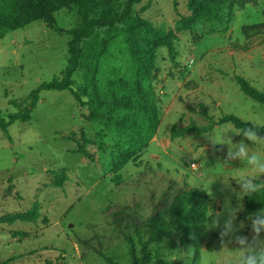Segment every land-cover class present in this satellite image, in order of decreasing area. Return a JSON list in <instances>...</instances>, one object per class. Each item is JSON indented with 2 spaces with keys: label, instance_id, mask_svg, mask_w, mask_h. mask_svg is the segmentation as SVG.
Here are the masks:
<instances>
[{
  "label": "rangeland",
  "instance_id": "obj_1",
  "mask_svg": "<svg viewBox=\"0 0 264 264\" xmlns=\"http://www.w3.org/2000/svg\"><path fill=\"white\" fill-rule=\"evenodd\" d=\"M136 9L155 26L169 29L189 14L186 0H143ZM263 12L264 0H259L257 7L235 9L227 31L202 23L191 33L175 34L173 58L166 49L158 51L152 80L157 133L119 172L111 170L119 137L104 122L87 121V109L69 91H42L30 121L0 130V218L39 210L35 222L0 223V264H141L145 256L150 257L147 264H192L191 243L175 247L166 238L145 247L148 236L142 228L147 218L170 207L175 194L192 188L205 192L212 206L197 264H233L235 245L222 249L212 221L222 213L223 227L229 206L244 208L238 182L257 173L239 159L224 164L228 146L213 142L244 140L264 154V144L252 145L232 124H218L225 115L264 124V106L245 96L235 79L242 76L264 92V35L246 40L243 33L263 22ZM76 24L75 9L64 8L52 27L34 22L0 41V112L5 118L27 108L38 86L61 77ZM122 47L119 42L111 54ZM106 63L103 83L126 75L131 65L128 57L116 61L109 56ZM83 74L80 70L73 77L75 90ZM174 125L187 133L173 139ZM62 172L67 181L57 187L53 175ZM119 216L123 219L117 223ZM244 221L238 234L251 237L250 223Z\"/></svg>",
  "mask_w": 264,
  "mask_h": 264
},
{
  "label": "trees",
  "instance_id": "obj_2",
  "mask_svg": "<svg viewBox=\"0 0 264 264\" xmlns=\"http://www.w3.org/2000/svg\"><path fill=\"white\" fill-rule=\"evenodd\" d=\"M143 0H0V41L8 32L24 29L42 21L49 26L55 23V14L64 8H74L77 24L70 30L68 43L69 59L60 78L43 83L30 96V103L23 111L8 119L0 112V130L7 132L10 125L28 122L42 91H69L75 100L87 109L85 119L89 122H104L108 131L117 135L119 141L111 162L112 172H119L139 152L148 147L155 137L159 125L157 96L152 80L157 67L158 51L166 49L171 58L175 56L176 33L192 32L202 23L223 25L227 31L234 18L235 9L243 10L247 5L257 7L259 0H186L188 15L175 22L174 28L157 27L141 17L137 7ZM264 17V12H263ZM246 40L264 35V20L255 28L243 29ZM121 42L118 54L113 49ZM234 48L247 51V46L231 44ZM116 61L128 57L131 65L117 79L103 83L101 76L107 58ZM83 70L82 86L74 89L73 77ZM240 91L264 106V92L253 86L242 76L235 77ZM232 124L243 136L242 130L254 123L244 122L235 115L223 116L219 123ZM264 135V124L257 125ZM188 129L172 127L174 139L186 134ZM53 184L62 187L67 181L64 172L55 176ZM211 199L198 189H184L175 194L170 207L153 214L142 223L149 244H160L166 238L175 247L191 243L194 248L192 264L199 259V241L202 227L212 218ZM264 209V191L244 196V208L239 219ZM39 210L35 207L24 213L10 214L0 218V223L13 224L17 221L35 222ZM123 216L115 217L119 223ZM11 261V260H10ZM150 257H143L147 264ZM9 262V261H8Z\"/></svg>",
  "mask_w": 264,
  "mask_h": 264
},
{
  "label": "clouds",
  "instance_id": "obj_3",
  "mask_svg": "<svg viewBox=\"0 0 264 264\" xmlns=\"http://www.w3.org/2000/svg\"><path fill=\"white\" fill-rule=\"evenodd\" d=\"M242 135L251 142L252 145L264 144V135L257 130L255 124L242 130ZM227 145V156L224 157V164L239 159L245 166L254 169L256 176L247 177L240 182L242 195H250L264 191V154L257 153L241 140L238 144L233 143V139L228 137L226 142L215 143L213 145ZM222 152V148L219 149ZM243 210V206L238 204L236 207L229 206L226 218L223 219L221 227L222 213H217L212 221L220 231V244L222 249L234 244L231 248L235 260L233 264H264V209L248 215L246 220L250 223L251 237L239 235L238 233L245 227V221H240L237 226L238 213Z\"/></svg>",
  "mask_w": 264,
  "mask_h": 264
},
{
  "label": "built area",
  "instance_id": "obj_4",
  "mask_svg": "<svg viewBox=\"0 0 264 264\" xmlns=\"http://www.w3.org/2000/svg\"><path fill=\"white\" fill-rule=\"evenodd\" d=\"M191 167L193 168V170H197L198 169V166L196 165V163H192Z\"/></svg>",
  "mask_w": 264,
  "mask_h": 264
}]
</instances>
